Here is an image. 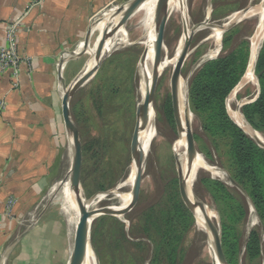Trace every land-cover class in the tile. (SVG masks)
Here are the masks:
<instances>
[{"label":"rangeland","instance_id":"rangeland-1","mask_svg":"<svg viewBox=\"0 0 264 264\" xmlns=\"http://www.w3.org/2000/svg\"><path fill=\"white\" fill-rule=\"evenodd\" d=\"M183 1V10L185 9L186 15L181 14L179 9L171 8L165 26L161 57V62H164L165 66L157 78L153 93L150 111H153L155 115L151 123L154 134L148 151L144 155L138 201L124 215H98L91 219L89 242L95 264H141V242L144 244L143 264H149L153 245L141 233V213L161 200L165 201L175 186L178 188L175 156L180 160V150H175L174 144L180 138V133L172 115L170 76L174 66L171 60L184 35L183 18L186 19L188 28L194 29V33L180 72L183 82L182 98L191 113L189 115L193 134L199 137L195 139L197 154L202 156L208 166L196 170L191 189L212 212L213 221L219 227L222 236V222L226 218L222 216L221 209L225 205L216 202L211 197L200 183V178L204 175L219 178L228 186L235 198L240 200L246 208V215L238 223L234 234L236 240L233 260L235 264H264V232L247 194L231 179L230 161L224 141H219L218 148L212 145L202 130L199 119L192 112L188 98V81L192 74L201 63L214 59L224 52L222 37L226 30L222 33L220 41L216 42L212 36L214 28H220L227 22H235L234 26H239V32L235 35L234 44L239 38H247L250 54L251 44L256 34L258 15L249 13L242 16L243 19L240 21L231 18V15L235 12L244 11L245 13L252 10L260 5V0ZM115 8L116 6H112L106 10L107 15L102 16L105 21ZM149 22V16L145 11H138L131 16L123 27V33L118 31L111 37L112 40L121 38L119 41L123 45L118 46L112 52L111 57L102 63L98 71L71 96L69 101L71 111L74 110L79 119L76 125L82 149L81 178L83 177L84 181V184L81 182L82 195L86 200L96 195L89 205L90 209L117 206L120 203L119 195L131 194L132 185L127 182L133 165L130 154V137L135 126L136 108L143 100L139 60L143 50L147 47ZM97 39L98 36H93L90 40L87 48L89 59L95 56ZM261 42L262 38L260 45ZM257 89V77L255 83L246 82L241 78L238 86L228 94L225 100L228 114H231L228 108L230 106L232 111L241 112L245 119L241 108L256 95ZM245 121L248 127H241V129L250 136V128L251 130L256 129L246 119ZM106 134L110 135L111 147H108L110 144L105 142ZM95 150L98 152L96 155L93 153ZM174 179H177V182ZM67 182L68 174L65 175L64 182L59 189H63L61 194L65 196L64 208L69 216L74 238L78 216L75 206L67 196L65 189ZM190 213L192 222L180 241L183 258L179 264H212L214 252L208 231L196 224L194 213L192 211ZM252 230L259 232L261 253L257 258L250 260L246 255L245 245Z\"/></svg>","mask_w":264,"mask_h":264},{"label":"crops","instance_id":"crops-1","mask_svg":"<svg viewBox=\"0 0 264 264\" xmlns=\"http://www.w3.org/2000/svg\"><path fill=\"white\" fill-rule=\"evenodd\" d=\"M126 1L41 0L28 8L31 0H0V47L8 24L20 20L18 51L30 57L16 89L0 71V256L9 248L3 264H68L73 232L59 188L71 147L62 96L90 60L103 14ZM9 197L15 204L7 216Z\"/></svg>","mask_w":264,"mask_h":264},{"label":"trees","instance_id":"trees-1","mask_svg":"<svg viewBox=\"0 0 264 264\" xmlns=\"http://www.w3.org/2000/svg\"><path fill=\"white\" fill-rule=\"evenodd\" d=\"M238 32L239 26L233 25L223 33L224 52L201 63L192 74L188 81V98L192 112L199 119L212 145L218 148L219 141H224L230 161L231 179L247 194L264 232V148L258 146L232 120L225 105L228 94L244 75L249 60V40L239 38L234 44ZM254 74L259 85L258 97L242 106L241 111L245 119L264 134V38L256 57ZM71 112L78 124V115L74 110ZM193 136L194 139L199 138L196 134ZM105 142L111 143L110 135H105ZM93 153L98 154L97 150ZM174 180L177 182V179ZM81 182L84 184L83 177ZM200 183L216 202L225 205V209H221L222 216L226 218L222 222V248L228 264H235L234 234L238 223L246 215L245 205L235 198L219 178L204 175ZM178 192L175 186L165 201L161 200L141 213V233L153 245L149 264H179L183 258L180 241L192 222V215ZM143 245L141 242V264L145 260ZM245 247L250 260L260 255L261 242L257 230L250 231Z\"/></svg>","mask_w":264,"mask_h":264},{"label":"water","instance_id":"water-1","mask_svg":"<svg viewBox=\"0 0 264 264\" xmlns=\"http://www.w3.org/2000/svg\"><path fill=\"white\" fill-rule=\"evenodd\" d=\"M145 1L146 0H127L125 3L117 6L113 11L109 13V16L106 18V21L104 22L105 25L101 30L100 35L98 36L97 42L95 44L96 51L94 56L95 57L94 63L92 64L91 67H87V65L84 66V68L78 73V75L72 80V82L65 88L62 96V106H61L62 118L71 147V164L68 171V184L70 191L74 195L75 202L77 204L79 211L68 264L84 263L87 249L88 248L90 249L89 224L91 219H93L98 215H114V216L124 215L135 206L139 198L140 185H141L143 166H144V154L139 144V133L140 130L148 122L155 84L160 74L159 67L161 64V57L163 51L164 31L171 10L169 6L170 0H156V4L154 8L153 24L155 28V37L153 43V55H154L153 72L150 82H147L145 84V88L143 92V100L136 108L135 126L133 128L130 137V154L132 157V164L134 167V179L131 186L130 202L124 208L115 209L112 206H104L100 208L90 209L89 205L93 202L96 195H93L89 200H86L83 197L82 187H81V171H82L81 141H80L78 127L75 123V120L73 118L69 106V101L71 96L98 71L102 63L112 54V52L118 46L123 45L121 43H118L114 45L112 48L106 49L107 40L110 39L113 35H115L119 29L124 27L129 17L135 14L136 11L141 7V5H143ZM181 4L183 7V0H181ZM242 19L243 17L240 16L239 18L236 19V21H240ZM234 24L235 22H227L225 25H222V27H220L221 35L225 30L229 29ZM183 32L184 35H186V38H184L181 44L180 52L176 57L172 69V73L170 76V99H171V109H172L173 119L178 132L181 133L183 130L185 132V136H184L185 156H186V166H187L185 170H183L179 158L175 156L176 164H177L178 191L185 206L193 213H194V208L195 207L198 208L203 216L205 228L208 231L210 242L214 252V260L212 264H228L222 248L221 232L219 227L216 225L213 219L208 215L207 205L205 204V202L200 198H198L193 193L191 186L188 188L186 186L187 173L190 169L193 159L195 158L198 152L195 144V139L193 136V131L191 128L190 119L188 118L189 114L191 115V113L189 112V107L185 104L181 110V103L179 97L181 67L187 55L191 38L194 33L193 28L192 29L188 28L185 18H183ZM263 38H264V31H263L262 41ZM260 47L261 45L259 46V49ZM249 59H250V54H249ZM144 60H145V49L143 50V53L140 56V60H139L140 65L144 63ZM254 67H255V62H254ZM238 84L234 88H236ZM258 94H259V85L256 95L248 103L254 101L258 97ZM237 125L241 128L239 124ZM250 137L255 140L258 146L264 148V142L257 140L251 135ZM8 252H9V248H7L2 253V255L0 256V264L4 263Z\"/></svg>","mask_w":264,"mask_h":264},{"label":"bare ground","instance_id":"bare-ground-1","mask_svg":"<svg viewBox=\"0 0 264 264\" xmlns=\"http://www.w3.org/2000/svg\"><path fill=\"white\" fill-rule=\"evenodd\" d=\"M183 3H184V1H183ZM155 4H156V0H146L143 3V5H141V7L136 11V12L145 11L146 14H148V16H149V21H150L149 22L150 26L148 27V36L149 37H148V40H147V47L145 48V60H144V63L141 65V73H142L141 92H142V95H143V92H144L145 84L147 82H150V80L152 78V72H153V65H154V63H153V61H154V57H153L154 56L153 55V43H154V37H155V28H154V24H153V15H154ZM169 6H170V8H173V9H177V10L179 9L181 11V14L182 13L185 14V11H184L185 9L183 10L182 4H181V0H170ZM249 13H253L255 15L256 14L258 15V24H257V28H256L255 38L253 39L252 44H251L250 59H249L248 66H247V69L245 71V74L243 76V80H245L246 82L255 83L256 77H255V74H254V62H255V59H256V55H257V52H258V48H259V45H260L261 38L263 36V30H264V0H260V5L259 6L253 8L252 10H249V11H247L245 13H244V11L240 12V13H236V12L233 13L231 15V18H236L237 19L240 16L242 17V16H244L246 14H249ZM104 25H105L104 22L101 23V25L99 26V29L102 30ZM118 31H121L123 33V28L119 29ZM212 36L214 37L216 42L220 41L221 28H218V27L214 28L213 31H212ZM184 38H186V35H183L182 38L180 39V42H179V45H178V47L176 49V53H175L174 58L171 57V59L173 58L171 60L172 63L175 62L176 57L178 56V53L180 52L181 44H182ZM119 40H117V38H115L114 40H112V38L108 39L107 42H106V49H110L114 45H116L118 43H121V41H119ZM164 60H165V58H164ZM94 61H95V57L91 58L86 64L87 67H91L92 64L94 63ZM164 66H165V63L161 62L160 67H159V72H161V70L164 68ZM159 75H161V74H159ZM184 85H185V83H184ZM182 95H183V82L181 80L180 83H179V97H180V103H181V110H182L183 106L185 105L184 100L182 98ZM228 108H229V111H231L230 116L233 118L232 120H234L242 128L248 127L245 119L241 115V112L232 111V109H230V106ZM154 116L155 115H154L153 111H150L148 122L140 130V133H139V144H140L141 150H142L144 155L148 151V146H149L150 140H151V138L153 137V134H154L153 128L151 127V123H152V121L154 119ZM188 118L191 119V116L189 115ZM250 134H251V136H253L257 140H260V141L264 142V136H263L262 133H260V132H258L256 130H253V129L251 130V128H250ZM184 136H185V132L183 130L180 133V136H179L180 138L178 137L179 139L174 144L175 150H180L179 155H180V160H181V164H182L183 170H185L186 167H187L186 166V156H185V137ZM205 167H208V166L204 162V159L202 158V156L200 154H197L195 156V158L193 159V162H192V164L190 166V169H189V171L187 173V180H186L187 188L191 186L192 180L194 178V174H195L196 170L198 168L201 169V168H205ZM131 168H132L131 172H130L129 177L127 179V182L130 185H132V182H133V179H134V167H133V165L131 166ZM130 185H128V186H130ZM65 189L67 190V194H68L67 196L69 197L70 202L75 206V208L77 210V216H78V214H79L78 207H77V204L75 202L74 195L69 189L68 182L66 183V188ZM130 199H131V194L130 193L121 194V195H119V200H120L119 205L112 206V207L115 208V209L124 208L130 202ZM107 203H108V201H107ZM194 213H195V218H196V224H198L199 226L205 228V224H204V221H203V216H202L201 212L199 211V209L195 207L194 208ZM207 213L213 219L212 212L208 208H207ZM77 220H78V218H77ZM83 264H95V258H94L93 252L89 248L87 249V252H86V255H85V260H84Z\"/></svg>","mask_w":264,"mask_h":264},{"label":"built area","instance_id":"built-area-1","mask_svg":"<svg viewBox=\"0 0 264 264\" xmlns=\"http://www.w3.org/2000/svg\"><path fill=\"white\" fill-rule=\"evenodd\" d=\"M41 0H31L28 8L38 4ZM20 20L10 22L5 30L4 44L0 47V71H8L11 78V88L16 89L19 83V68L22 63L30 65V57L21 56L18 51L17 35L20 29ZM30 68V67H29ZM0 102V108L3 106ZM15 200L9 197L6 201L4 214L10 216Z\"/></svg>","mask_w":264,"mask_h":264}]
</instances>
